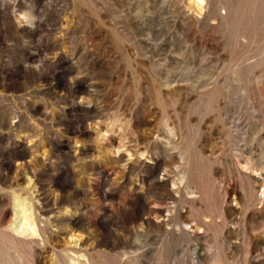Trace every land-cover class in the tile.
I'll list each match as a JSON object with an SVG mask.
<instances>
[{"label": "rangeland", "instance_id": "374dc122", "mask_svg": "<svg viewBox=\"0 0 264 264\" xmlns=\"http://www.w3.org/2000/svg\"><path fill=\"white\" fill-rule=\"evenodd\" d=\"M263 205L264 0H0V264H264Z\"/></svg>", "mask_w": 264, "mask_h": 264}, {"label": "bare ground", "instance_id": "6f19581e", "mask_svg": "<svg viewBox=\"0 0 264 264\" xmlns=\"http://www.w3.org/2000/svg\"><path fill=\"white\" fill-rule=\"evenodd\" d=\"M195 3L197 7H202L203 0H191ZM97 132V131H96ZM120 145V144H119ZM123 146V145H122ZM130 146V145H129ZM120 147V146H119ZM124 151V150H123ZM135 151V150H133ZM122 158V157H121ZM259 174V173H258ZM18 194V193H17ZM13 212L11 224L12 229L16 234L26 235L30 237L31 235H35L37 233L36 223L33 218V212L31 208V203L26 201V196L13 195ZM12 203V202H11ZM264 206V205H263ZM6 236V234H4ZM9 237V236H8ZM25 237V236H24ZM44 237V236H43ZM13 238V237H12ZM32 238V237H30ZM45 238V237H44ZM16 239V237L14 238ZM12 239V240H14ZM35 240V239H34ZM15 241V240H14ZM60 251V250H59ZM7 254V253H6ZM84 255V254H82ZM1 256V255H0ZM73 256V255H72ZM74 256H76L74 254ZM80 256V255H79ZM85 256V255H84ZM81 257V256H80ZM86 257V256H85ZM6 258V257H5ZM12 258V257H11ZM13 259V258H12ZM77 259V258H76ZM8 261V260H7ZM11 262V261H9ZM72 262L78 263L77 260H72ZM12 263V262H11ZM3 264V263H2ZM6 264V263H5ZM79 264V263H78Z\"/></svg>", "mask_w": 264, "mask_h": 264}]
</instances>
